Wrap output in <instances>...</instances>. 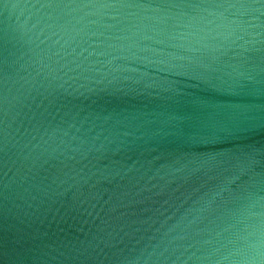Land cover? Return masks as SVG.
<instances>
[{
	"label": "water",
	"instance_id": "obj_1",
	"mask_svg": "<svg viewBox=\"0 0 264 264\" xmlns=\"http://www.w3.org/2000/svg\"><path fill=\"white\" fill-rule=\"evenodd\" d=\"M0 264H264V0H0Z\"/></svg>",
	"mask_w": 264,
	"mask_h": 264
}]
</instances>
